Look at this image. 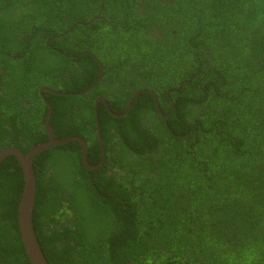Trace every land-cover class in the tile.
<instances>
[{
  "label": "trees",
  "instance_id": "16d2710c",
  "mask_svg": "<svg viewBox=\"0 0 264 264\" xmlns=\"http://www.w3.org/2000/svg\"><path fill=\"white\" fill-rule=\"evenodd\" d=\"M41 88L56 139L97 165L96 111L105 149L33 161L49 264H264V0H0V151L47 140ZM22 186L6 157L0 264H30Z\"/></svg>",
  "mask_w": 264,
  "mask_h": 264
},
{
  "label": "water",
  "instance_id": "95a60500",
  "mask_svg": "<svg viewBox=\"0 0 264 264\" xmlns=\"http://www.w3.org/2000/svg\"><path fill=\"white\" fill-rule=\"evenodd\" d=\"M43 90L52 92V90L49 88H41L40 94L42 96H43L42 94ZM88 90L89 88L86 91ZM145 91H148V90H145ZM150 93L153 94L154 96L157 112L162 116V118H165V116L162 115L161 110L159 108L157 96L151 91ZM136 95H138V93H135L130 98L126 108L121 114L117 115L112 112L110 113L113 116H123L127 112V110L131 107L132 101ZM99 101L103 102L104 106L108 108L106 101L101 97L97 98L94 101V105H96ZM44 102L46 103L48 107L46 117H45V123H44L45 131L48 136L47 140L45 142L36 144L26 154H24L21 150H19L15 146H9L0 151V165L6 157L14 156L16 160L18 161L21 167L22 173H23V186H22L21 194L18 200V207H17V223H18L20 239H21L23 248L25 250V253L27 255V258L30 264H49L46 258L44 257L43 252L38 243L37 237L34 232L33 221H32L34 203H35V197H36V176H35V172L33 168V161L36 158V156L52 146L61 145L69 141H77L80 144L83 164L87 170H90V169H95V168L100 167L104 160V155H105V149H104L103 140L100 134V128H99L97 116L95 118L96 135H97L99 145H100L101 157H100V162L97 165H91L87 161V144L83 138H81L80 136H74V137H70L66 139H56L55 138V130L49 122L50 116L52 114L51 105L46 99H44Z\"/></svg>",
  "mask_w": 264,
  "mask_h": 264
},
{
  "label": "flooded vegetation",
  "instance_id": "af4514ba",
  "mask_svg": "<svg viewBox=\"0 0 264 264\" xmlns=\"http://www.w3.org/2000/svg\"><path fill=\"white\" fill-rule=\"evenodd\" d=\"M90 87H92V86H90ZM90 87H89V88H90ZM87 89H88V88H87ZM87 89H86V90H87ZM52 92L54 93L55 91L52 90ZM42 94H43V93H42ZM76 94H77V93H76ZM40 98H41L42 100H44V99H45V96H44V95L42 96V95L40 94ZM96 106H97V104L94 105L95 108H96ZM107 110H108L109 112H111L110 109H109V107L107 108ZM95 113H96V111H95ZM96 116H97V115H95V118H96ZM97 119H98V118H97Z\"/></svg>",
  "mask_w": 264,
  "mask_h": 264
}]
</instances>
